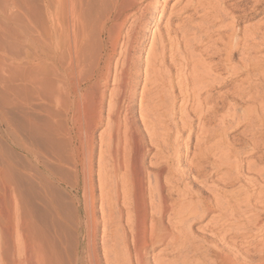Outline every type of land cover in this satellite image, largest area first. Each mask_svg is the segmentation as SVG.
Here are the masks:
<instances>
[{
  "label": "bare ground",
  "instance_id": "6f19581e",
  "mask_svg": "<svg viewBox=\"0 0 264 264\" xmlns=\"http://www.w3.org/2000/svg\"><path fill=\"white\" fill-rule=\"evenodd\" d=\"M173 1L0 0V264H264V0Z\"/></svg>",
  "mask_w": 264,
  "mask_h": 264
},
{
  "label": "rangeland",
  "instance_id": "374dc122",
  "mask_svg": "<svg viewBox=\"0 0 264 264\" xmlns=\"http://www.w3.org/2000/svg\"><path fill=\"white\" fill-rule=\"evenodd\" d=\"M159 1H161V0H159ZM187 0H183V3L182 4H184L185 2H186ZM174 2H176L177 3V0H174L172 3H174ZM171 3V4H172ZM175 4V3H174ZM12 5L11 4H9V6H8V9L7 10H9V9H11V8H13V7H11ZM161 6V5H160ZM170 7H168V9H166V10H164V13H163V15L160 17V19H158L159 17H158V13H156V15H157V20H155L154 22H153V24L155 25H157L158 26V29L160 28V30H163L164 29V24H165V22H166V20L168 19V18H171L172 17V15H169L170 14ZM14 9H12L11 10V12L13 11ZM14 12V11H13ZM256 21V20H255ZM254 21V22H255ZM198 23V19H195V21H193V24L192 25H198L197 24ZM200 23V22H199ZM154 28H149V29H147L146 30V34H147V37L149 36L150 37V33H151V31L153 30ZM147 42H146V44L147 45H145V47H148V45H149V41H150V38H148L147 40H146ZM196 50H198L197 48H196ZM145 50H144V48L143 49H141L140 50V52H138L137 53V55H139L140 56V58L142 57H144V55H145ZM255 56H262V55H264V53H258V54H254ZM140 91V89H138L137 90V93ZM134 116H135V120L136 121H138V116H137V109H136V113H134ZM138 123H139V121H138ZM100 130H98V132H99ZM97 132V133H98ZM94 168L96 169V162H95V164H94ZM98 221H99V219H98ZM205 223H206V220L205 221H203V222H200V223H197V224H195L194 226H192V233L195 235V236H198L200 233H202V227L205 225ZM100 230H101V226L99 227V234H98V239H97V243H98V246L100 245V236H101V232H100ZM159 249H156L153 253L155 254V253H157V251H158ZM100 258H101V262H102V264L104 263V260H103V258H102V255H101V251H100ZM148 264H152L151 263V260H149L148 261Z\"/></svg>",
  "mask_w": 264,
  "mask_h": 264
}]
</instances>
